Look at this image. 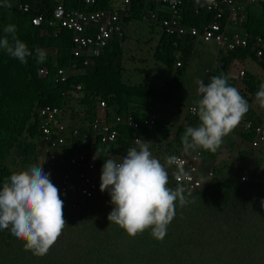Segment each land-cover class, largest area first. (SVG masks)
Here are the masks:
<instances>
[{
  "label": "clouds",
  "instance_id": "clouds-1",
  "mask_svg": "<svg viewBox=\"0 0 264 264\" xmlns=\"http://www.w3.org/2000/svg\"><path fill=\"white\" fill-rule=\"evenodd\" d=\"M75 1L77 8L70 9L65 0H57L51 20L54 28L75 33L74 60L68 68H61L62 81L86 76L89 69L99 66L107 48L117 38H127L120 46V61L111 59V64L102 70L114 76L118 86L115 99L129 101L132 107L139 104L142 110L137 120L130 113L120 115L114 108L110 111L108 101L98 96L97 112L101 116L90 123L85 120L89 108L77 101L87 98L82 85L65 92L69 103L41 107L43 110L36 119L40 156L30 167L19 166V172L11 174L0 186V230H9L33 255L44 256L53 245L59 246L55 243L62 233L68 235L64 229L68 227L63 213L66 210L82 217L84 229L97 215L104 221L107 219L103 235L111 241L118 238L115 227L131 237L150 230L155 239L162 241L176 216L177 203L180 207L189 203L184 194L204 191L212 202L219 189L217 179L221 177L241 181L240 192L246 193L242 199H252V205L244 208L243 219L264 220V68L260 64L264 61V35L240 30L251 10L264 11V0H153L156 8H149L141 19L130 21L125 17L132 14L131 0H114L111 10L100 8L101 0ZM20 9L33 13L29 3ZM46 17L45 13H38L32 22L41 27ZM144 30L151 35L145 41L140 37ZM3 32L0 49L27 63L32 51L17 36L16 26L6 25ZM165 34L191 41L185 52L190 59L181 56V48L177 51L179 55L175 52L169 59L174 63L171 69L162 61L164 51L157 52ZM131 41L137 43L135 49L131 48ZM242 50H252L258 61L237 56L222 72L225 66L222 54ZM35 52L37 61L43 63L48 51L37 48ZM129 58L134 63L132 68L127 65ZM183 68L187 70L184 72ZM137 71L146 73L148 85L141 101L134 103L128 87L134 85ZM166 72L171 76L163 79ZM184 79L185 85L188 82L185 94L196 101L179 105V98L171 106L173 101L169 98L173 94L169 89L180 90ZM241 94L253 98L250 105ZM144 100L146 103L141 104ZM250 106L258 116L254 120L245 117ZM188 112L196 119L198 115L200 122L185 129L182 145L161 163L157 152L163 149L166 137L157 128L170 127L173 142L176 130L188 125ZM127 128L135 134L131 138L132 147L126 148L124 142L128 138L124 130H130ZM241 131L255 132L250 146L258 151L260 160L256 176L248 173V166L240 158L241 151L246 149H242ZM98 141L102 146H98ZM228 148L233 156L242 150L235 160L225 161L230 165L220 176L225 162L219 160L217 167L215 161L222 149L225 152ZM212 154H217L214 163L210 159ZM251 184L260 185L250 188ZM253 204L262 209L254 210Z\"/></svg>",
  "mask_w": 264,
  "mask_h": 264
},
{
  "label": "trees",
  "instance_id": "trees-1",
  "mask_svg": "<svg viewBox=\"0 0 264 264\" xmlns=\"http://www.w3.org/2000/svg\"><path fill=\"white\" fill-rule=\"evenodd\" d=\"M113 1L101 0L100 8L114 9ZM131 2L132 14L125 17L126 21L141 19L147 9L156 8L153 0H131ZM28 3L33 7V13L21 11L20 7ZM65 3L70 9L78 6L75 0H65ZM56 7L57 0H0V38L4 36V27L13 24L17 28L19 39L32 51V55L27 57V63H21L0 49V186L11 174L19 172V166L24 169L38 160L40 134L37 116L40 115L42 108L46 107L45 105L54 107L69 103L70 101L64 96L66 91L76 90L78 85H82V93L86 94L87 98L77 101L89 108L88 118L85 120L90 123L101 116L97 112L98 96L108 101L110 111L115 109L114 111L117 110L120 115L130 113L135 115L137 120V115L139 116L142 110L139 104L138 107H132L129 101L115 99L118 86L114 76L102 70L111 64V59L113 62L120 61V46L127 38H117L107 48L98 63L99 66L89 69V74L86 76L77 75L67 82L62 81L61 68H68L74 60L75 33L62 27H53L51 20ZM38 13H45L48 16L41 27L35 26L32 22V18ZM239 26L232 27L239 28ZM241 27V31L264 35V11L251 10L248 13V21ZM190 44L191 41L179 40L165 34L159 42L160 48L158 45L157 52L164 51L162 61L171 69L174 63L169 59L175 52H180L181 48L183 52L181 56L190 59L188 53L185 54ZM37 48L48 51L43 63L37 61L35 52ZM222 55L225 63L221 68L222 72H226L237 56L251 57L258 61L252 50ZM187 63L189 64V61H186ZM260 64L264 68V61ZM117 66L119 67L120 64ZM44 69L45 73H43ZM170 76L166 72L163 79H168ZM249 88L254 90L251 85ZM145 89H147L146 80L145 83L139 82L128 87V95L132 102L139 103ZM244 99L250 105L253 98ZM145 103L146 100L141 104ZM245 117L254 120L258 116L250 106ZM186 120H189L188 125H181L176 130L177 137L173 142H170V132L172 133L170 127L157 128L159 132H164L166 137L163 149L157 152V159L161 163L174 153L178 145H182L181 137L185 129L189 126L194 127L196 121L200 122L198 115L196 119L189 112ZM124 132L127 133L125 137L128 138L124 142L125 147H132L131 138L134 137V131L130 129ZM145 133L151 135L150 132ZM254 133L240 132L243 143L248 144L246 149L241 151L240 158L248 166V173L256 176L260 160L258 151L250 146L255 139ZM231 144L233 147L236 146L233 142ZM98 146H102L100 141ZM210 154L207 153V156ZM216 157L217 154L210 156L213 163ZM224 164L219 170L220 176L230 165L228 162ZM239 184L241 181L236 179L218 178L219 189L214 193L216 195L213 194L212 202L204 191L193 195L184 194L189 203L184 207H180L177 203L176 216L168 226L167 235L162 241L155 239L150 230L131 237L118 227L114 228L115 236L118 238H113L111 241L103 235L104 222L108 223L107 219L104 221L97 215L87 229H84L82 217L66 210H63V213L68 227L64 229L68 235L62 233L58 239L59 246L53 245L44 256L33 255L31 251L25 250L24 242L13 237L9 230H0V264H264V235L253 236L248 230L250 227L254 233H262L264 220L243 219L244 208L250 207L253 201L250 198H246V201L242 199L246 193L240 192ZM259 185L251 184L250 188ZM169 187L174 189L171 184ZM253 208L262 209L255 204Z\"/></svg>",
  "mask_w": 264,
  "mask_h": 264
},
{
  "label": "rangeland",
  "instance_id": "rangeland-1",
  "mask_svg": "<svg viewBox=\"0 0 264 264\" xmlns=\"http://www.w3.org/2000/svg\"><path fill=\"white\" fill-rule=\"evenodd\" d=\"M140 25H142V26H145V25H143L142 23L140 24ZM141 37V39L142 40H148L150 37H151V35L148 33V31L147 30H144L143 31V33H142V35L140 36ZM139 40V39H138ZM132 43H131V48L132 49H135L136 48V45H137V43L135 42V41H131ZM138 63H142V61L141 60H139L138 61ZM134 63H133V61H132V59L131 58H129L128 60H127V65H128V67L130 66L131 68L134 66L133 65ZM197 64H199V62H197L196 63V65ZM255 69H260L259 68V66H258V64H253L252 65ZM140 68H143L142 66H140ZM155 69H156V71L158 70L156 67H154ZM145 80H146V83H147V85H148V80H147V76H146V73H139L138 71L136 72V75H135V78L133 79V84L134 85H136L137 83H145ZM187 83L188 82H186V85H187ZM192 84L193 83H191V86H192ZM186 85H185V79L183 80V86H182V88L180 89V90H178V91H174V90H171V89H169V92H172V96H171V98H169V100L170 101H173L172 103H171V106L172 105H174L175 104V102H174V100H177V99H179L180 98V100H179V105H189L192 101H196V99H192L191 97H189L188 95H186L185 94V91H186ZM171 88V87H170ZM241 96L243 97V98H245L246 96L244 95V94H241ZM169 109H171V108H169ZM175 129H173V131H174ZM174 138L171 136V140H173ZM247 147V145H245V144H242V149H244V148H246ZM241 149V150H242ZM240 150V151H241ZM240 151H239V153L237 154V155H235V156H233L232 155V153H231V151H230V149L228 148L227 149V151H223V149H222V151H221V154H220V156L218 157V160L217 161H215V164H216V166L217 167H219V165H218V161L219 160H221V162L223 161V162H225V161H232V159H236V158H238L239 157V155H240ZM232 158V159H231ZM223 159H225V160H223ZM166 161H164L163 163H165ZM209 164H211L210 162H208ZM234 165H238V163H235V161L234 162H232ZM166 167H167V165H166ZM44 171H45V169H44ZM256 200H257V198H255ZM262 219H264V215L262 216ZM258 226H260V225H258ZM249 232L253 235V236H263L264 235V231L262 232V233H254L253 232V230H252V228H250L249 227ZM55 244H57V245H59V242H56Z\"/></svg>",
  "mask_w": 264,
  "mask_h": 264
},
{
  "label": "crops",
  "instance_id": "crops-1",
  "mask_svg": "<svg viewBox=\"0 0 264 264\" xmlns=\"http://www.w3.org/2000/svg\"><path fill=\"white\" fill-rule=\"evenodd\" d=\"M190 9V8H189ZM207 47L209 48V47H211V45H207ZM261 201H259V206H261V203H260ZM262 208V207H261ZM250 219H252V217H250Z\"/></svg>",
  "mask_w": 264,
  "mask_h": 264
}]
</instances>
